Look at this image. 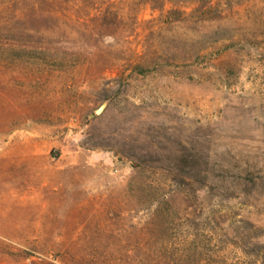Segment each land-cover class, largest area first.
<instances>
[{
    "label": "rangeland",
    "instance_id": "1",
    "mask_svg": "<svg viewBox=\"0 0 264 264\" xmlns=\"http://www.w3.org/2000/svg\"><path fill=\"white\" fill-rule=\"evenodd\" d=\"M0 264H264V0H0Z\"/></svg>",
    "mask_w": 264,
    "mask_h": 264
},
{
    "label": "water",
    "instance_id": "2",
    "mask_svg": "<svg viewBox=\"0 0 264 264\" xmlns=\"http://www.w3.org/2000/svg\"><path fill=\"white\" fill-rule=\"evenodd\" d=\"M105 109V105H103L99 110H97L98 113H102Z\"/></svg>",
    "mask_w": 264,
    "mask_h": 264
}]
</instances>
